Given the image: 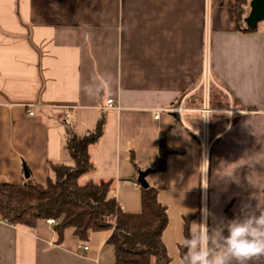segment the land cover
Masks as SVG:
<instances>
[{
  "label": "crops",
  "instance_id": "obj_1",
  "mask_svg": "<svg viewBox=\"0 0 264 264\" xmlns=\"http://www.w3.org/2000/svg\"><path fill=\"white\" fill-rule=\"evenodd\" d=\"M250 2L240 15L235 0H0V182L23 184L27 168L46 183L53 165L73 163L67 132L105 115L81 182L111 180L122 208L139 213L149 170L170 264L186 216L199 214L189 228L204 220L217 241L228 207L238 217L264 204V20L248 28ZM163 132L182 152L159 171ZM108 237L83 242L68 228L59 242L47 220H0V264H116Z\"/></svg>",
  "mask_w": 264,
  "mask_h": 264
},
{
  "label": "trees",
  "instance_id": "obj_2",
  "mask_svg": "<svg viewBox=\"0 0 264 264\" xmlns=\"http://www.w3.org/2000/svg\"><path fill=\"white\" fill-rule=\"evenodd\" d=\"M235 2L241 15L246 0ZM105 122V115H102L91 131L67 132L66 148L73 163L53 165L54 177L46 183L30 177L23 184L0 182V220L35 227L40 220L54 218L59 242L68 228H74L75 235L83 242L88 241L93 232L106 231L109 232L107 242L115 247L116 264H170L171 257L163 241L168 212L158 199L159 187L141 186L142 210L129 213L118 202L111 180L81 182V178L94 169L90 147L104 134ZM178 152L182 150L168 146L166 133H161L154 170L164 171L167 157ZM132 162L136 165L134 157ZM198 215L184 218L185 236L189 234L191 218ZM233 218L235 215L228 207L222 227ZM208 245L215 255L221 246L220 239ZM180 249L183 257L186 249L181 245Z\"/></svg>",
  "mask_w": 264,
  "mask_h": 264
},
{
  "label": "clouds",
  "instance_id": "obj_3",
  "mask_svg": "<svg viewBox=\"0 0 264 264\" xmlns=\"http://www.w3.org/2000/svg\"><path fill=\"white\" fill-rule=\"evenodd\" d=\"M192 225L181 242L186 252L180 264H264V204H258L254 210H242L241 216L217 230L221 246L215 255L208 247L206 222L194 221Z\"/></svg>",
  "mask_w": 264,
  "mask_h": 264
},
{
  "label": "water",
  "instance_id": "obj_4",
  "mask_svg": "<svg viewBox=\"0 0 264 264\" xmlns=\"http://www.w3.org/2000/svg\"><path fill=\"white\" fill-rule=\"evenodd\" d=\"M251 10L249 14L244 18L248 28L254 29L257 27L259 22L264 20V0H251L250 2ZM149 170L140 171L138 176V182L142 187H147L149 185L147 181V175ZM26 177H29L28 169L25 168Z\"/></svg>",
  "mask_w": 264,
  "mask_h": 264
},
{
  "label": "built area",
  "instance_id": "obj_5",
  "mask_svg": "<svg viewBox=\"0 0 264 264\" xmlns=\"http://www.w3.org/2000/svg\"><path fill=\"white\" fill-rule=\"evenodd\" d=\"M114 100L112 98L108 99L109 104H113ZM206 112L208 111L207 108L204 109ZM30 114H34L33 111L29 112ZM158 116V114H157ZM202 145H203V159H204V167L207 166L208 158H209V148H210V142L208 141V138L204 135L202 138ZM47 222L50 224H57V221L54 218L47 219ZM83 250H88L89 246L88 245H83L81 246Z\"/></svg>",
  "mask_w": 264,
  "mask_h": 264
}]
</instances>
